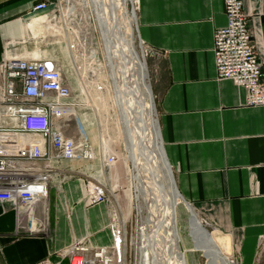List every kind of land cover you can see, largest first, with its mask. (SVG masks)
I'll use <instances>...</instances> for the list:
<instances>
[{
    "label": "crops",
    "instance_id": "0c3cea01",
    "mask_svg": "<svg viewBox=\"0 0 264 264\" xmlns=\"http://www.w3.org/2000/svg\"><path fill=\"white\" fill-rule=\"evenodd\" d=\"M39 1L0 0V60L33 54L32 42L22 41ZM135 5L138 37L160 59L158 131L176 187L231 236L240 264H253L264 239V106H248L244 88L217 78L214 32L227 24L223 0ZM243 8L264 73V0H243ZM90 168L69 162L54 174L46 204L36 207L45 233L27 214L18 220L9 203H0V264L59 263L61 251L82 239L111 245L110 203L88 205L85 185L69 179Z\"/></svg>",
    "mask_w": 264,
    "mask_h": 264
},
{
    "label": "built area",
    "instance_id": "2783aa9c",
    "mask_svg": "<svg viewBox=\"0 0 264 264\" xmlns=\"http://www.w3.org/2000/svg\"><path fill=\"white\" fill-rule=\"evenodd\" d=\"M223 4L227 24L214 32L217 78L232 80L244 88L248 106H264L263 62L243 0H223ZM72 5L63 6L62 0L34 4L27 24L28 37L22 42L60 43L66 38L71 54L82 55L85 41L82 43L76 31L70 32L79 24ZM93 54L91 51L89 59L95 62ZM76 66L79 71L87 70ZM89 67L94 92L82 96V100L52 58L33 52L29 56L6 55L0 60V203H9L18 220L27 214L43 233L46 219L36 216V207L46 204L54 174L63 163L89 164L96 160L81 110L84 104L103 103L102 91L107 84L100 81L102 66L91 63ZM113 163L114 156L107 155L105 166ZM84 185L88 205L109 203L102 183ZM159 225L158 216H150L149 223L128 229L127 222L110 210V246L93 247L82 239L61 251L59 263L47 259L31 264H64L65 260L67 264H165L166 257L161 260L159 256L165 247L158 245Z\"/></svg>",
    "mask_w": 264,
    "mask_h": 264
},
{
    "label": "bare ground",
    "instance_id": "6f19581e",
    "mask_svg": "<svg viewBox=\"0 0 264 264\" xmlns=\"http://www.w3.org/2000/svg\"><path fill=\"white\" fill-rule=\"evenodd\" d=\"M82 1H86L94 8L98 20L113 103L124 148L132 165L130 179L135 194L134 200L137 202L139 197L144 200L149 196L152 197L156 204L149 207L152 213L150 216L153 217L154 213L161 216L158 245L161 248L164 244L165 247L163 246L164 253L161 252L164 256L160 254V259H164L167 254L168 258L164 259L165 264H171L172 261L175 264H187L185 251L180 249L182 238L177 217V207L180 203H184L191 215L189 230L195 242L194 249L205 255L207 264H234L227 256L228 248L222 246L220 240L202 226L194 208L185 202L176 187L173 172L160 142L146 63L143 56V62L138 61L133 51L132 32L133 27H136V16L133 12L130 14L124 7L131 0ZM74 8L75 4L71 6V10ZM119 9L123 10L125 21H119L117 17ZM116 58L119 60V65L114 61ZM136 208L139 209V206ZM147 223L149 222L143 221V224Z\"/></svg>",
    "mask_w": 264,
    "mask_h": 264
},
{
    "label": "rangeland",
    "instance_id": "374dc122",
    "mask_svg": "<svg viewBox=\"0 0 264 264\" xmlns=\"http://www.w3.org/2000/svg\"><path fill=\"white\" fill-rule=\"evenodd\" d=\"M62 4L66 7L75 4V14L77 15L79 24L78 26H72L73 28H70V32L73 33V31H76L80 36L82 43L85 41L80 49L82 55L78 54L74 57L71 54L66 38H64L63 41H59L60 43H53L49 40L47 43L42 44L38 40H32V51L35 52L36 55L54 59L64 73V76L71 82L75 95L80 96L82 100H84V97L82 96H91L94 92V88L90 86L89 82L90 70L88 69L91 68L89 67L91 63H94L97 66H102L100 81L107 84L108 89L103 88L104 90L102 92L105 97L103 103H89L82 105L81 112L84 114L83 116L90 140L96 151V160L89 164L83 163V165H88L91 168L85 169L76 175H71L69 179H80L82 184H86L87 182L102 183L108 195L111 206L110 209H114L120 219H125L124 221L127 222L128 229L131 227L133 229L140 228L143 226V221L149 222L150 214H152L150 208L154 206L156 202H153L154 199L150 196L147 200H144L141 197H139L137 202L134 200L135 194L130 179L132 165L128 161L120 125L117 120L116 108L113 103L109 84L110 80L107 76L108 68L105 65L106 57L103 40L98 28V20L93 10L94 8L89 3L87 4L86 1L82 0H62ZM124 7L130 14L133 12L135 16H137L135 0L126 3ZM117 17L120 22L125 21L126 17L124 16L122 9L117 11ZM132 33L134 39L133 51L135 56L137 60L141 62H143V56L146 63L148 83L153 98L154 117L158 121L159 108L156 86L161 68L160 59L140 41L135 26L133 27ZM91 51H94L95 53V62H92L91 59H89ZM114 61L119 65V60L117 58ZM77 64L78 66L82 65L83 68L87 70L84 72L79 71L76 66ZM86 84L88 86H86ZM107 155L114 156V163L110 166H105L104 164V159H106ZM174 176L175 173H173V179L175 181ZM162 179H164L163 176ZM190 205L193 206L192 204ZM137 206H139V209L136 208ZM194 209L196 213L198 212L197 218L202 226L209 233L214 234V236L220 240L222 246L228 248L227 256L230 261L234 264H240L239 254L236 251L231 236L216 230L198 209L195 207ZM156 216H158V218L161 217L160 214L154 213L153 217ZM177 217L179 232L182 238L180 241V249L181 251H185L187 264H207L205 255L201 251L194 249L195 242H193L189 230L191 215L185 208L184 203L178 205ZM165 257L168 258V255L166 254ZM253 264H264V239L261 246L258 247L257 255Z\"/></svg>",
    "mask_w": 264,
    "mask_h": 264
},
{
    "label": "water",
    "instance_id": "95a60500",
    "mask_svg": "<svg viewBox=\"0 0 264 264\" xmlns=\"http://www.w3.org/2000/svg\"><path fill=\"white\" fill-rule=\"evenodd\" d=\"M188 205H190V203H188L187 201H185Z\"/></svg>",
    "mask_w": 264,
    "mask_h": 264
}]
</instances>
